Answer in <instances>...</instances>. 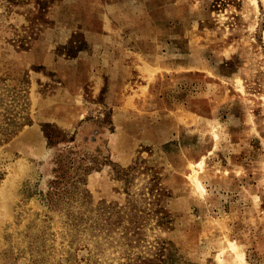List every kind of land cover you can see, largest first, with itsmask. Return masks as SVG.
I'll list each match as a JSON object with an SVG mask.
<instances>
[{
	"label": "rangeland",
	"instance_id": "1",
	"mask_svg": "<svg viewBox=\"0 0 264 264\" xmlns=\"http://www.w3.org/2000/svg\"><path fill=\"white\" fill-rule=\"evenodd\" d=\"M0 264H264V0H0Z\"/></svg>",
	"mask_w": 264,
	"mask_h": 264
}]
</instances>
